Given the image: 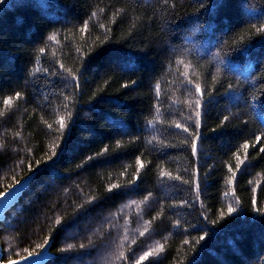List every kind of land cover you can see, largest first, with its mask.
I'll use <instances>...</instances> for the list:
<instances>
[{
    "label": "trees",
    "instance_id": "1",
    "mask_svg": "<svg viewBox=\"0 0 264 264\" xmlns=\"http://www.w3.org/2000/svg\"><path fill=\"white\" fill-rule=\"evenodd\" d=\"M0 113L2 264H264V0H5Z\"/></svg>",
    "mask_w": 264,
    "mask_h": 264
},
{
    "label": "water",
    "instance_id": "2",
    "mask_svg": "<svg viewBox=\"0 0 264 264\" xmlns=\"http://www.w3.org/2000/svg\"><path fill=\"white\" fill-rule=\"evenodd\" d=\"M30 181L31 178H27L5 192L10 194L7 195L6 199L0 200V223L3 221L6 213L18 202L24 191L27 189ZM50 258L51 255L49 254L48 247H45L39 255L18 261L17 264H46ZM1 259L0 248V264H2Z\"/></svg>",
    "mask_w": 264,
    "mask_h": 264
},
{
    "label": "snow or ice",
    "instance_id": "3",
    "mask_svg": "<svg viewBox=\"0 0 264 264\" xmlns=\"http://www.w3.org/2000/svg\"><path fill=\"white\" fill-rule=\"evenodd\" d=\"M4 3H5V0H0V4H4ZM93 15H95V13ZM50 39H55V37H50ZM185 75H187V73H185ZM195 88H196V91L197 92H200L201 95H203L202 89L200 88V86L198 84L195 85ZM17 96H19V93H17ZM4 103L7 105V104H10V101L9 100H5ZM196 106L197 107L200 106L199 101L196 102ZM2 114L3 113H0V115H2ZM196 114H197V116H199V112H197ZM59 123H60V127L61 128L65 127V122H64L63 118L60 120ZM49 127H51V125H49ZM177 127H180V125H177ZM184 130L187 131L186 128ZM243 147L246 150L248 148V145L245 144ZM195 151H196V146H195V142H194L193 143V152H195ZM261 151H264V149H261ZM233 175H235V174H233ZM109 190H111V189H109ZM9 194L10 193L0 194V200L6 199L7 195H9ZM232 211H234V209L229 208V212H232ZM25 251H27V250H25ZM161 251H163V245H159L158 248L153 249L152 251L145 253L144 256L139 257V259L136 261V264H139V261L145 260L149 256H152L154 254H157L158 252H161ZM25 259H27V257H25ZM9 264H17V262H15V261H9Z\"/></svg>",
    "mask_w": 264,
    "mask_h": 264
}]
</instances>
